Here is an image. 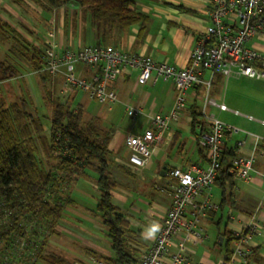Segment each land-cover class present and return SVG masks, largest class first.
<instances>
[{
  "label": "crops",
  "instance_id": "obj_1",
  "mask_svg": "<svg viewBox=\"0 0 264 264\" xmlns=\"http://www.w3.org/2000/svg\"><path fill=\"white\" fill-rule=\"evenodd\" d=\"M132 1L135 7L148 17V20L143 25L138 23L127 29L116 27L107 30L101 25L91 26L88 14L85 17L86 24H82L79 15V10L82 8L77 6H75L74 16L72 13L62 12L64 7L67 10H74L71 9L73 5H66L47 12L28 0H0V21L7 23L24 39V46L29 49V51L23 52L24 58L32 68V61L39 63V71L34 72L36 75H40L41 78L38 79L40 84L50 90L52 98L60 101L66 100L70 105L77 102L85 111L84 99L98 103L90 99L85 92H81L80 95H78L79 92L63 95L61 93L62 77L49 75L46 79L44 74L47 73L40 70L41 57L38 51L43 52L49 40V34H53L62 48L76 50L95 44L110 45L125 53L148 55L159 63L186 67L192 49L204 29L210 24L208 16L210 0ZM70 20L75 24L72 23V26H70ZM96 27H101L103 33L98 38H89L88 35H95ZM246 47L257 53L256 64L264 62V30L249 40ZM32 56H34V60H31ZM75 70L79 75L86 78H89L94 72L92 69L81 65H77ZM209 77V73L204 72L201 78L207 81ZM234 81L237 83H234L231 91L232 95L229 98L227 94L220 96L224 81L220 85L215 86L212 84L210 89V97L217 103L223 102L230 111H220L210 107L209 112L214 110L221 121L240 130L238 134L231 137L226 135L224 150L226 146H230L235 155L246 156L252 153L255 138H264V126L249 121L245 117L235 115L232 111L264 121V101L259 100L254 93V89L247 82H262L263 80L256 81L243 78ZM110 87L117 93L119 101L112 105L110 109L105 105L98 104L105 107L107 112H111L119 104L124 107V111L126 105H132L141 107L143 112L164 115L169 111L175 97V89L171 82L160 81L154 85L150 83L138 85L135 81V74L127 71L112 82ZM200 87L199 93L195 88L187 92L186 106L179 121L171 127L164 143L156 150L148 167L138 173H134L132 169L125 165L128 157L125 138L132 132L113 130L112 126L108 128L103 124L101 116L93 117H97L101 128L110 131L111 134L108 150L111 154L109 157V177L113 185L111 190L112 203L119 209L120 213L124 214L128 229L137 236L132 235L133 238L137 239L134 242L137 248H133L136 259L152 245L158 231L150 236L148 230L154 224L160 227L169 208L170 198L166 192L167 170L185 162H191L200 167L206 165L204 153L196 147L195 136L191 134L189 128L188 108L194 100L199 102L202 99L201 94L204 87ZM240 98L248 102L252 98L253 101L260 103L253 105L250 102L252 105H247L245 108L240 106ZM185 115H188L189 119L187 138H184L179 131L182 116ZM136 124L139 125V132H141L145 127V119L141 117L133 126L135 127ZM176 133L180 135L175 147L171 148ZM237 142L241 143L238 148L236 146ZM254 168L263 176H259L252 171L249 182L233 177V187L231 190L227 189V193L232 195L233 204L229 200L224 201L223 206L217 212L208 214L202 220V227L206 231L214 227L217 230V235L212 240L207 232L208 240L197 247L195 255L191 257V264H222L224 260L223 249L225 247V239L222 238V234L225 231L237 235L244 232V227L252 220L264 224V204H261L264 191V159L258 158ZM83 182L96 189L97 192L93 193L98 202L99 192L96 186L89 181ZM215 186L217 185L213 186L211 192L212 200L220 205L222 203V193L215 190ZM87 191H91L90 187ZM216 195H219V197H216ZM221 227H223V230H221ZM98 230L103 233L102 227ZM234 241L231 243L230 249H233ZM90 248L89 250L95 251L104 257L110 256L109 250H102L99 245L94 244ZM248 249H250V252L246 257L245 264H264V232L252 236Z\"/></svg>",
  "mask_w": 264,
  "mask_h": 264
},
{
  "label": "built area",
  "instance_id": "obj_2",
  "mask_svg": "<svg viewBox=\"0 0 264 264\" xmlns=\"http://www.w3.org/2000/svg\"><path fill=\"white\" fill-rule=\"evenodd\" d=\"M210 24L204 29L192 49L186 67L159 63L148 55L125 53L110 45H92L80 49L62 48L53 34H49L43 49L41 71L52 77H62L61 93L70 95L85 92L90 99L110 109L119 101L117 93L110 87L119 76L127 72L135 74L138 85L171 82L175 97L169 111L164 115L143 112L141 107L126 105L125 114L137 122L143 117L145 127L139 133L125 138L128 157L125 165L134 173L144 170L150 164L156 150L164 143L171 127L177 123L186 106L187 92L203 86L205 95L202 103L203 123L197 126L196 145L204 152L206 165L200 167L191 162L167 170L166 192L170 198L169 208L161 222L152 245L144 250L134 264H191L197 247L208 240V233L202 227V220L219 210L212 200V189L218 178L219 167L224 155L225 137L238 134L239 129L221 121L210 107L230 111L223 102L217 103L209 95L216 74L224 82L240 79L264 80V62L256 64L258 55L246 47V43L264 30V0H210L208 12ZM81 65L94 72L89 77L79 75L75 67ZM204 72L210 77L202 80ZM249 121L264 126V121L252 116ZM134 122V123H135ZM241 145L237 142V148ZM258 158L264 159V138L256 137L251 154H236L230 164L229 173L234 178L249 182ZM264 204V191L261 197ZM264 232V224L252 220L237 234L229 260L222 264H245L253 235ZM128 245L137 248V241L126 234ZM82 264H105L94 256L86 257ZM204 264V263H200Z\"/></svg>",
  "mask_w": 264,
  "mask_h": 264
},
{
  "label": "trees",
  "instance_id": "obj_3",
  "mask_svg": "<svg viewBox=\"0 0 264 264\" xmlns=\"http://www.w3.org/2000/svg\"><path fill=\"white\" fill-rule=\"evenodd\" d=\"M28 1L47 12L66 5L83 8L87 11L91 26L101 25L107 30L116 27L127 29L134 24L143 25L148 20V17L135 7L132 0ZM0 30L15 45L20 46L23 52L29 51L24 46V39L7 23L0 21ZM38 53H40L41 62L43 52L38 51ZM31 58V60L35 59L34 56ZM32 64L34 71H39V63L32 61ZM44 76L48 79L49 74ZM18 77V71L12 64L0 62V83L12 81ZM223 81L222 75L216 74L212 84L220 85ZM199 87H194L198 93ZM203 97L204 95L199 102L194 100L188 108L189 128L191 134L195 136L194 142L198 136L196 128L203 123L201 111ZM44 101L46 105H50L51 109L50 138L45 153L49 159L47 169L39 165L37 161L36 146L31 129L26 122L29 115L25 110V102L21 101L22 109H16L13 116L0 98V212L4 210L8 212L0 225V247L1 244H5L3 249H0V264L36 263L35 257L30 258L33 261L30 262L29 259L26 262L22 254L16 255L10 252L13 247L8 242L13 235L16 237V234L17 237L25 238L26 230L34 232L37 225L41 226L46 236L56 234L55 227L65 208L56 194L78 180L89 181L96 186L99 196L96 210L93 212L99 215L102 231L109 240V257L91 250H87L86 257H97L105 264H134L136 258L133 251L135 250L128 245L131 239L129 240L126 234L131 237L136 234L128 229L124 214L120 213L112 203L113 185L109 177L111 154L108 150L111 140L110 131L101 128L96 118H91L90 123L83 126V108L78 104L73 107L66 100L53 99L48 89L45 90ZM179 135V133L174 135L171 148L175 147ZM196 147L198 148L197 145ZM234 156L233 149L226 146L219 167V177L215 181V185L220 187L222 193V203L219 208L227 200L233 204L232 195L227 193V189L231 190L233 187V175L229 173V169ZM222 238L225 239L224 260H229L232 254L231 243L239 238L226 231L222 234ZM45 242L46 238L37 242V248L40 249ZM8 247L12 249L7 251ZM18 256H20L19 260Z\"/></svg>",
  "mask_w": 264,
  "mask_h": 264
},
{
  "label": "rangeland",
  "instance_id": "obj_4",
  "mask_svg": "<svg viewBox=\"0 0 264 264\" xmlns=\"http://www.w3.org/2000/svg\"><path fill=\"white\" fill-rule=\"evenodd\" d=\"M71 9L74 10H67L64 7L62 12L72 13L75 16V6ZM79 15L81 16L82 24H86L85 17H87V11L82 8L79 10ZM73 21L75 22V19ZM73 21L70 20V26L74 23ZM94 33V36L90 34L88 37H93V39L98 38L103 33V29L96 27ZM24 57L21 47L12 43L0 30V62L12 64L14 67H17L16 70L19 74L17 79L0 84V98L13 116L16 109H22L21 101L23 100L25 102V110L29 117L28 119H24H26L31 129L37 151V161L39 165H43L47 169L49 159L45 153L46 146H48V139L50 138L49 114L51 113V109L50 105H46L44 101L46 87L40 84L38 80L41 78L40 75H36L34 69ZM247 82L252 86L259 100L264 101V80L262 82ZM234 83L237 82L234 80L228 81L227 83L224 82L220 90V96L227 94L229 98L232 95L231 91ZM80 94L82 93L79 92L78 95ZM201 95H205V89L202 90ZM250 99L253 105L260 103L253 101L252 98ZM250 102L240 98V106L242 107L246 108L247 105H252ZM83 103L85 107L83 126L88 125L90 119L94 116H101L103 124L108 128L112 126L113 130L129 131L132 133L139 132V125L136 124L135 127L133 126L135 121H132L126 116L124 107L119 104L111 112H107L105 107L95 102L84 99ZM76 104L77 102L72 106L74 107ZM212 112L216 115L214 110ZM188 121V115L182 116L179 131L184 138L188 137ZM89 187L91 191H87ZM214 189L221 191L219 186H215ZM93 192H97L96 189L88 186V184L86 185L81 180L72 183L67 188L64 187L56 194L59 202L63 203L65 207L63 215L55 227L56 234L46 236L41 226L37 225L34 232L27 229L26 237L23 239L17 237V234L16 237L12 234V238L14 239L11 238V241L8 243L12 245L13 250L10 251L11 247H8L6 250L14 252L16 255L22 254L24 257L23 260L26 262L31 257H35V264H82L86 260L87 250L91 249L90 247L94 244L99 245L102 250L108 251L109 240L104 233L98 230V228L102 227L101 220L99 215L93 212L96 210L97 204V197L94 196ZM216 197H219V195H216ZM5 214L8 215L7 210L0 212V225H2ZM221 230H223V227H221ZM207 232L211 236V239L214 240L217 235V230L211 227ZM44 238H46L45 245L38 249L36 243ZM3 245L5 244H1L0 249H3ZM224 253L225 247L223 249ZM19 259L20 256H18ZM31 261L33 259H30Z\"/></svg>",
  "mask_w": 264,
  "mask_h": 264
},
{
  "label": "clouds",
  "instance_id": "obj_5",
  "mask_svg": "<svg viewBox=\"0 0 264 264\" xmlns=\"http://www.w3.org/2000/svg\"><path fill=\"white\" fill-rule=\"evenodd\" d=\"M158 228L159 226L158 225H153L149 230H148V234L151 236V235H154L157 231H158Z\"/></svg>",
  "mask_w": 264,
  "mask_h": 264
}]
</instances>
